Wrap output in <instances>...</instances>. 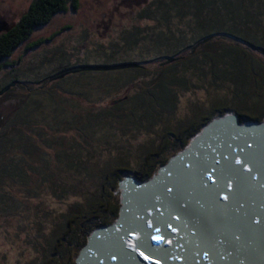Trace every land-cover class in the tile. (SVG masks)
<instances>
[{"label": "rangeland", "instance_id": "rangeland-1", "mask_svg": "<svg viewBox=\"0 0 264 264\" xmlns=\"http://www.w3.org/2000/svg\"><path fill=\"white\" fill-rule=\"evenodd\" d=\"M33 1L0 0V21L15 25ZM123 1L78 0L77 11L70 8L55 15L49 25L36 29L29 41L7 60V64L20 65L19 72L24 73L20 77L23 82L47 80L59 65H71L77 58L92 64L112 60L111 54L117 49L123 53L125 38L134 31H139L142 36L145 34L143 38H146L144 43L147 45L135 50L128 60L148 62L146 56L149 52L145 47L150 42L146 34L163 33L174 38L183 34L191 38L195 26L207 19V14L200 12L202 0H178L181 4L178 8H174L172 0H148L146 6L139 9L131 8ZM238 1L244 5L242 11L247 13L255 9L262 13L260 24L249 26L254 34H264V0ZM193 4L198 10L188 8ZM245 4H251L252 8L248 6L246 10ZM161 6L164 11L171 9L166 20L158 22L140 15L148 7L154 14ZM51 37L54 38L44 45L26 52L29 44ZM220 46L213 42L212 47L205 51L207 63L203 61V64L196 65L197 68L182 67L179 70L177 78L180 84L176 86L177 105L173 115H159L143 100L147 90L155 87V72L160 68L154 70L151 61L144 65L147 70L143 71L66 76L50 87L56 105L47 95L35 96L32 100L39 104V108L35 114L30 113L32 123L24 129L26 134L30 133L29 144L35 152L25 156L15 150L11 163L8 161L10 156L2 157L0 162V169L6 165L9 170L7 175L0 174V264H40L62 216L70 206L83 202L88 193L95 190L98 177L105 170L123 164L129 167L125 177L132 178L137 184L147 183L148 180L139 181L136 176L140 177L141 173L135 171L147 151L167 143L174 146L172 134H176L178 129L195 122L198 117L209 118L208 114L214 107L230 103L236 94L235 78L240 75L234 65L216 60V53L222 52ZM214 60L215 64L211 65ZM10 76L15 74L6 68L0 79L8 81ZM251 85L250 91H258ZM25 94L26 91L19 88L1 100L0 116L12 115L22 102L27 101ZM234 106L228 105L226 108L231 111L224 115L236 116L242 125L252 123L240 118L237 115L240 109ZM244 106L264 107V96ZM154 109L158 107L154 106ZM191 141L178 152L170 151L165 158L175 157ZM60 152H66L68 158H61L71 162L72 167L60 162ZM156 166L159 171L164 165ZM114 195L113 202L118 205L120 201L121 208L120 189ZM77 253L78 249L74 247L64 254L60 263L70 264L76 260Z\"/></svg>", "mask_w": 264, "mask_h": 264}, {"label": "trees", "instance_id": "trees-1", "mask_svg": "<svg viewBox=\"0 0 264 264\" xmlns=\"http://www.w3.org/2000/svg\"><path fill=\"white\" fill-rule=\"evenodd\" d=\"M202 1L200 12L206 13L207 19L198 27L195 26L193 36L190 35L191 38L183 34L178 36V38L166 36L163 33L146 34L150 42L148 47H145L149 52L146 57L151 61L154 70L157 67L160 68L156 70L157 72L154 71L156 73L153 83L155 87L151 91H145L143 100L146 101L148 108L152 107L155 113L173 115V109L177 105L176 88L178 87L176 86L180 84L179 78H177L179 70L182 67L184 69L187 67L197 68L196 65L203 64V61L207 63L205 51L212 47L213 42L221 45L222 50V52H218L219 55L216 53V60L218 58L219 62L224 61L222 62L223 64L234 65L236 73L240 75L234 81L236 94L230 103L226 102L214 107L210 111L212 113L208 114L209 118H205L206 116L198 117L200 121L196 119L195 122L178 129L176 134H172L175 140L174 146H171V143H167L162 144L155 150L147 151L135 170L141 173L140 177L135 175L139 181L152 179L159 169L156 165L163 166L169 162L170 158L167 160L165 156L170 151L178 152L185 148L191 138L212 122V118L223 116L231 111L226 108L228 105L238 107L240 113L237 115L248 122H264V107L254 106V108H250L244 106L245 103L259 100L264 96V34L260 31H258L260 32L259 34H254L253 30L250 31L249 26L252 23L259 25L262 13L255 9H250L247 13L242 11L244 5L238 0ZM158 2H161V0ZM172 4L175 6L174 8L181 6L178 0H172ZM245 5L246 10L248 6L252 8L251 4ZM70 8L75 11L78 10V0H34L18 22L13 26L11 25L5 33L0 34V77L6 68H9L10 73L15 74V76H10L8 81H1L0 79V92L10 87V90L0 97V101L19 88L26 91L25 99H27L15 109L12 115L0 116V162L2 157L10 156L11 158L8 161L11 163L13 160L12 154L15 150L21 151L25 156H30L35 152L34 147L29 144L31 140L29 137L30 133L28 135L24 130L26 126L32 123L29 120L30 113L35 114L37 112L36 109L39 108V104H34L32 99L35 96L47 95L50 101L56 105L54 102L55 97L52 94L53 92H51L52 88H50L55 82H59L66 76L79 73L94 74L147 70L144 65L149 64V61H145V63L128 60L135 50L147 45L144 43L146 38H143L145 34L142 36L139 31H134L129 37L125 38L123 53H120V49H117L114 54H111L112 60H106L105 63L92 64L83 58H77L71 65L67 63H65L66 65H59L57 71L47 80L33 81L31 79L23 82L20 77L24 76V73L19 72L20 65L7 64V60L24 43L29 41L36 29L49 25L55 15L67 12ZM188 8H192L193 11L195 9L198 10L195 4L188 5ZM158 9L156 13L152 14L148 7L140 15H142V18L158 20V22H161L159 20H166L170 16V8L164 11L163 6H161ZM156 14L160 15L157 16ZM53 38L29 44L26 52L44 45ZM117 56L120 59H126L119 60ZM214 64L215 60L211 61V65ZM249 84H252L251 87H255L258 91H250ZM12 85L15 86L11 87ZM30 103L31 108H29ZM154 106H157L158 109H154ZM241 122L244 121L241 120ZM169 142L174 143L172 139H169ZM65 153L60 152L58 158H60L62 164L72 167L71 162H66L61 158L62 156L67 157ZM153 161H156L154 162L156 165H153ZM126 168L129 167L120 164L105 170L98 177V184L95 190L91 194L88 193L83 202L74 203L70 206L69 211L62 216L61 223L53 233V239L48 244V249L40 264H61L60 261L64 254L74 247L78 249L77 254H79L93 231L110 226L116 221L120 214V201L117 205L113 202V199L115 198L114 194L119 190V182L125 177L124 174L129 173ZM8 172L7 166L2 165L0 174L7 175ZM14 175L12 174V176ZM70 264H76V261L72 260Z\"/></svg>", "mask_w": 264, "mask_h": 264}, {"label": "bare ground", "instance_id": "bare-ground-1", "mask_svg": "<svg viewBox=\"0 0 264 264\" xmlns=\"http://www.w3.org/2000/svg\"><path fill=\"white\" fill-rule=\"evenodd\" d=\"M243 128L216 122L170 178L124 186L123 218L78 264H264V127Z\"/></svg>", "mask_w": 264, "mask_h": 264}, {"label": "water", "instance_id": "water-1", "mask_svg": "<svg viewBox=\"0 0 264 264\" xmlns=\"http://www.w3.org/2000/svg\"><path fill=\"white\" fill-rule=\"evenodd\" d=\"M15 85H12L11 87H14ZM10 90V87H8V88H6V89H4L3 91H1L0 92V97L2 96V95H4L6 92H8ZM229 120H233L235 123H236V117L234 116V115H227V116H225L224 118H222V119H219V120H214V121H212L211 122V124L209 125V126H207L206 128H204L198 135H196L194 138H193V140L191 141V143H190V145L186 148V149H184L182 152H180L178 155H177V157L176 158H173V159H171V160H169V162L167 163V165H165L164 166V168L163 169H161V170H159L158 171V173H157V175H155L154 176V179H157L158 178V176H162V175H166V177L165 178H170L171 176H172V171L174 170V168H173V170L171 171L170 170V166H172V165H174L175 163H177L178 162V160L183 156V155H185V154H187L190 150H191V148H192V144H193V142L196 140V139H198V137H200L204 132H206V130H208L211 126H213L214 125V123H218V122H227V121H229ZM238 122V121H237ZM239 126V125H238ZM244 128L243 129H254V130H258V129H261V128H263L264 127V123H262L261 125L259 124V125H257V123H254V122H252V123H249V124H247L246 126H243ZM190 149V150H189ZM135 186H137L138 188H142V189H145V188H147V187H150L151 186V183H149V182H147V183H145V184H142V185H140V186H138V185H136V184H134ZM124 186H126V183H123V184H119V189H120V194H121V190H122V188L124 187ZM153 187V186H152ZM152 187H150L149 189H151ZM123 192H124V189H123ZM126 193H127V197L126 198H124V193H123V197L122 196H120V200H121V203L123 204V202L125 201V200H127V199H129L131 196H130V192L128 191V190H126ZM133 198H135V196H133ZM124 200V201H123ZM155 211V215H156V210H154ZM122 212H123V209H122ZM121 214V213H120ZM152 214V213H151ZM110 227L109 226H107V227H105V228H103L104 230V232H109L110 231V229H109ZM127 233V232H126ZM90 237H92V236H90ZM94 237H92L91 238V241H92V239H93ZM90 239V238H89ZM92 244V243H91ZM93 245V244H92ZM92 248L94 249L95 248V246L93 245L92 246ZM99 252V251H98ZM98 252H97V254H98ZM94 253V252H93ZM86 254V253H85ZM96 254V255H97ZM94 255H92V257H93ZM129 256H132V254H130L129 253Z\"/></svg>", "mask_w": 264, "mask_h": 264}, {"label": "flooded vegetation", "instance_id": "flooded-vegetation-1", "mask_svg": "<svg viewBox=\"0 0 264 264\" xmlns=\"http://www.w3.org/2000/svg\"><path fill=\"white\" fill-rule=\"evenodd\" d=\"M125 1H127V2L125 3ZM123 2H124V4H126L127 6H129L131 8L136 7L139 9V7H141V6H146V3L148 2V0H124ZM9 27L10 26L8 25V23L0 21V34L5 33L6 30L9 29Z\"/></svg>", "mask_w": 264, "mask_h": 264}, {"label": "clouds", "instance_id": "clouds-1", "mask_svg": "<svg viewBox=\"0 0 264 264\" xmlns=\"http://www.w3.org/2000/svg\"><path fill=\"white\" fill-rule=\"evenodd\" d=\"M227 115H228V114H227ZM227 115H225V116H227ZM229 115H230V114H229ZM225 116H224V117H225ZM224 117H222V118H224ZM235 117H236V116H235ZM236 119H237V118H236ZM215 120H217V119H215ZM213 121H214V120H213ZM237 121H238V119H237ZM262 123H264V122H262ZM262 123H259V124H262ZM210 124H211V123H210ZM210 124H209V125H210ZM239 124H240V123H239ZM257 124H258V123H257ZM209 125H207V126H209ZM241 125H242V124H241ZM207 126H205V127H207ZM205 127H204V128H205ZM204 128H203V129H204ZM179 153H180V152H179ZM166 164H167V163H166ZM166 164H165V165H166ZM165 165H164V166H165ZM120 209H121V208H120ZM119 215H120V214H119ZM102 228H104V227H102ZM75 261H76V260H75Z\"/></svg>", "mask_w": 264, "mask_h": 264}]
</instances>
